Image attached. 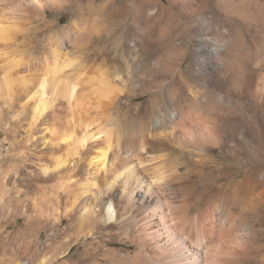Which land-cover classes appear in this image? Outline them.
<instances>
[{
	"label": "bare ground",
	"instance_id": "bare-ground-1",
	"mask_svg": "<svg viewBox=\"0 0 264 264\" xmlns=\"http://www.w3.org/2000/svg\"><path fill=\"white\" fill-rule=\"evenodd\" d=\"M59 1L0 0V107L27 124L29 143L15 177L33 190L26 211L36 233L71 221L64 252L48 242L36 263L67 264L73 243L88 239L82 264L106 243L124 245L106 250L110 264H264L254 222L264 205V4L217 0L212 12L207 0H169L189 19L185 37L109 30L94 38L88 63L63 52L65 39L78 46L89 37L75 22L45 38L47 56L23 57L26 25ZM159 43L175 71L146 89L138 70ZM123 97L140 99L133 109L142 126L114 119ZM175 150L191 156L197 176H213L212 193L211 185L196 190L191 172L170 158ZM47 180L56 190L45 191Z\"/></svg>",
	"mask_w": 264,
	"mask_h": 264
},
{
	"label": "rangeland",
	"instance_id": "rangeland-1",
	"mask_svg": "<svg viewBox=\"0 0 264 264\" xmlns=\"http://www.w3.org/2000/svg\"><path fill=\"white\" fill-rule=\"evenodd\" d=\"M207 1L209 8L212 10L214 9L213 11H210H218L219 7H217L218 4H216L217 0ZM254 1L257 3L260 1L264 4L263 0ZM260 2L259 4H261ZM157 3L158 5L151 0H60L58 4L54 3V5L52 4L46 7V16L43 14H37L31 20L29 25H26L27 27H25V29L27 31L23 30L22 34L20 33L21 37L19 38L21 42L20 45L24 46V48L21 47L18 53L21 52V55H24L23 57L26 56V58H30L29 60L36 62L40 56H47L45 53L47 52L46 39L52 34V32H55V30H58L63 26H71L75 22L82 23L88 31L90 30L89 37L84 40V43L82 42L78 46L70 44L68 39H65L66 45H64L65 48L63 47V52H67V55L70 54L71 57H79L78 59L82 57L80 60L84 59L82 61H87L88 63H91V57L89 54L92 50V42L94 38L98 35H107L109 30L114 31L116 29L115 31L117 33L121 32L120 35H125L126 37L136 33H140V35L142 34L145 38L146 36H157L161 33L167 36L172 33L173 35L171 34V36L178 35L180 37H185L186 34L188 35V31L190 32V28H188L190 27V22L188 17L179 10L180 8L178 7V4H171L169 0H157ZM159 5L164 6V10H160ZM147 10H152L153 14H147ZM115 13L119 14L118 19L114 17ZM43 19L53 22L55 26L50 27V29L52 28L50 30L43 23ZM113 19L115 21L114 23ZM251 31H253L251 32V35L258 34V30H255V28ZM126 42L124 43L128 44L129 40H126ZM24 43L26 44V47ZM121 43L124 44L123 42ZM107 44L110 45V41H108ZM176 44L178 45L179 42H176ZM155 47H157L158 50H156ZM167 47L168 46L159 43L156 44V46H151L149 53H145L141 61L142 68L140 65L138 70L139 79L144 88L147 89L154 84L155 89L159 88L162 81L170 79V71H172V74L174 73L175 70L173 69L175 62L170 60V56L168 55L170 52L167 51L169 50ZM163 57L169 59H166L167 61H162L165 62V65L159 62L163 60ZM189 57H191V53H189L186 60H188ZM158 58H160L158 61L159 64L162 65L156 64ZM169 62L170 64L168 66ZM171 64L173 66H171ZM109 65L112 66V64ZM170 66L171 70H169ZM139 101L140 99L129 103L126 98H121L120 105L114 109V119L123 122V124L125 123L130 126V128H133L134 126H142L141 122L139 123V120L134 117L133 109V105ZM12 112L13 109H3L0 107V183L2 182V184H4H1V189H3L1 190L3 193V200L0 202V264H37L36 258L50 251V247L47 246L48 242L53 243L52 246L54 245L55 250L57 249V251L54 250L55 252H64L66 246L61 244L63 237L62 228L66 227L71 221L64 219L63 224L56 226L53 230L41 228L40 232L36 233V225L32 221L33 219L30 216V211H28L30 202L34 197L33 190L28 186L29 184L22 183L18 177H15L21 171L23 164L29 161L27 155L29 143L26 142L28 137L24 131V127H26L27 124L24 121L22 122V120L15 122L17 120L12 117ZM5 122L7 124H5ZM18 123L20 124L18 125ZM137 124L141 125L139 126ZM22 145L25 147L23 148ZM56 153L59 155V152ZM53 154L55 156L57 155L55 153ZM61 155H63V153H61ZM48 156L51 159V154ZM169 156L170 158L175 159L178 164L185 166L184 170L191 172V180L196 190H201L202 188L211 185L209 186L210 192L207 193V195L213 192L215 189L213 176H210L211 178L208 176L200 177L193 173L195 171L194 166L191 165L188 160L191 158L190 155L186 154L182 156L178 150H175L170 151ZM13 179H16L15 183ZM52 181L53 180H47L42 184L45 191H48V193L56 190L54 186L50 187V182L51 185H54L56 182ZM207 195L205 197H207ZM66 201L64 195H60L59 202L62 203H59L60 209L65 208L68 204ZM20 206L24 208L25 216L20 215ZM27 207L28 210L26 211ZM258 212L259 215H257L254 222L258 228V237L264 240V205L259 207ZM74 224L75 222L71 225L72 227L69 226V228H72L73 230ZM87 242L88 239L73 243L69 254L65 256V258L68 259L67 264H82L80 259L84 254ZM123 246L124 245L121 243H106V245H102L93 253L90 252L89 258L83 262L84 264H88L89 261H94L97 264H110L108 256L105 255L106 250Z\"/></svg>",
	"mask_w": 264,
	"mask_h": 264
}]
</instances>
